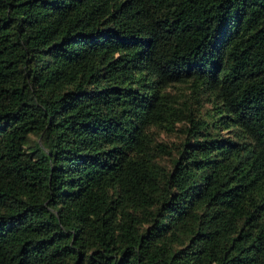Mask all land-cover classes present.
I'll return each mask as SVG.
<instances>
[{"label":"trees","instance_id":"obj_1","mask_svg":"<svg viewBox=\"0 0 264 264\" xmlns=\"http://www.w3.org/2000/svg\"><path fill=\"white\" fill-rule=\"evenodd\" d=\"M0 264H264V0H0Z\"/></svg>","mask_w":264,"mask_h":264}]
</instances>
